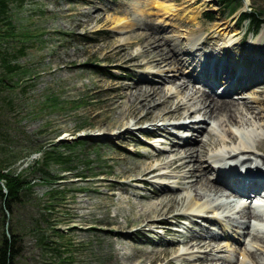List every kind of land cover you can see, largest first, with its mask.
I'll list each match as a JSON object with an SVG mask.
<instances>
[{
	"label": "rangeland",
	"instance_id": "obj_1",
	"mask_svg": "<svg viewBox=\"0 0 264 264\" xmlns=\"http://www.w3.org/2000/svg\"><path fill=\"white\" fill-rule=\"evenodd\" d=\"M158 1L165 0H8L6 15L15 26L16 35L0 38V74L5 71V56L21 69L8 74L5 86H0V167L31 183L23 201L15 205L5 223V227L15 228L22 236L19 264H177L171 257L181 246L178 241L185 240L186 235L177 231L187 226L185 222L191 224L192 232L197 231V237L202 235L216 246L221 241L237 244L224 237L216 239L209 228L217 227L216 222L181 217L184 223L174 225L179 222L178 209L156 219L165 226L132 223L137 207L115 212L118 205L115 192L119 191L120 182L128 178L125 173L115 174L120 158L126 154L123 150L134 148L138 154L132 157L146 161L139 153L150 151L147 144L160 135L153 133L155 129L153 134L140 131L141 126L150 127L152 118L140 120L136 125L139 129L127 134L126 140H115L112 129L106 132V139L89 136L99 128H109L108 123L114 125L113 101L123 95L126 85L139 80L146 69L139 65L142 58L125 57L137 45H117L118 32L112 29L108 16L123 14L132 21L145 17L165 26V34L195 31L200 37L209 34L212 42L218 41L227 29L230 34L234 32L232 38L241 37L240 52L248 47L249 38L255 40L264 31V22L256 30L250 27L249 19L240 23L243 13L252 9L261 12L264 18V0H243L236 8L234 4L225 8L219 0H167L174 7L168 13L157 6ZM133 4L144 11L134 12ZM197 11L200 12L194 19ZM86 12L95 17L90 20ZM0 27H6V23L0 20ZM182 36L180 42L186 44ZM209 42L206 40L204 45ZM23 47L25 51L21 53L19 49ZM258 53L262 54L259 49ZM184 63L181 73L185 72L192 81L191 71L186 68L190 65L185 67ZM157 74H146L144 77L150 76L151 83L145 84L157 85ZM260 81L251 84L258 87ZM169 84L163 82L162 86ZM195 85L201 86L196 82ZM263 89L258 93L262 98ZM246 92L250 94L244 90L234 94V98L246 97ZM167 130L170 134L177 132ZM175 137L172 134L162 147H168ZM196 141L199 142H193ZM262 147L264 143H255L252 157L259 160L264 154ZM58 156L71 160L60 161ZM145 183V187L151 188L147 180ZM126 190L133 197L130 185ZM113 219L127 224L122 230L125 238L120 236L122 231L115 230ZM122 242L129 246V252L132 249L134 257L128 263L122 258ZM154 248L163 252L156 255L151 252L154 259L149 262L146 256Z\"/></svg>",
	"mask_w": 264,
	"mask_h": 264
},
{
	"label": "bare ground",
	"instance_id": "obj_2",
	"mask_svg": "<svg viewBox=\"0 0 264 264\" xmlns=\"http://www.w3.org/2000/svg\"><path fill=\"white\" fill-rule=\"evenodd\" d=\"M166 1H158L157 6L164 13L174 11L173 4ZM132 10L144 11L135 4ZM199 12L193 15L194 19ZM86 14L90 20L95 17L90 12ZM107 19L118 32L117 45H137L136 50L125 57L142 58L139 65L146 69L139 80L126 85L123 95L113 101L114 125L108 123L109 128H99L89 136L106 139V132L112 129L113 138L120 141L137 131L136 125L143 118H152V122L148 128L141 126L140 131L147 130L151 134L155 129L153 133L160 134L147 144L150 151L139 153L148 162L132 157L138 154L134 148L123 150L126 154L120 158L115 174L125 173L124 177L128 178L120 182L119 191L115 192L118 204L115 212L137 207L132 223L148 226L160 224L163 221L156 222L159 216L178 209V217L216 222L217 227L209 226L216 239L224 237L237 243L225 241L222 244L221 241L216 246L202 235L197 237V231L192 232L191 224L185 222L187 226L179 225L183 228L177 229L186 237L178 241L181 246L172 254L173 263L264 264V201L254 203V199L264 193V154L259 160L252 157L253 145L264 143V98L258 95L260 88H264V31L255 40L249 38L248 47H243L240 52L241 37L232 38L234 32L230 34L227 29L218 41L212 42L209 34L200 37L201 34L195 31L165 34V26L149 22L145 17L132 21L122 14ZM181 36L186 39V44L180 42ZM208 39L210 42L204 45ZM183 63L185 67L190 65L186 68L191 71L189 78L192 81L185 72L181 73ZM154 72H159L157 85L145 84L151 83L150 76L145 78L146 74ZM260 77L263 80L260 81ZM167 81L171 84L162 86ZM259 81L258 87L251 84ZM244 90H249L250 94L246 92V97L234 98V94ZM168 114L175 117L170 119ZM167 129H177L172 133L177 137L168 147H162L172 138ZM194 135L197 139H193ZM195 140L201 145L198 141L193 142ZM210 175H214L215 181ZM145 180L151 188L145 187ZM128 185L132 187L133 197L127 194ZM148 190L150 192H146ZM224 194L227 197H223ZM221 198L224 200L220 201ZM112 222L116 224V231L127 227L126 223L116 219ZM123 233L121 238H125ZM161 241L160 237L159 243ZM121 245L122 258L128 263L134 257L132 249L128 251L126 242ZM148 252L146 258L150 262L154 259L151 252L156 255L163 250L154 248Z\"/></svg>",
	"mask_w": 264,
	"mask_h": 264
},
{
	"label": "trees",
	"instance_id": "obj_3",
	"mask_svg": "<svg viewBox=\"0 0 264 264\" xmlns=\"http://www.w3.org/2000/svg\"><path fill=\"white\" fill-rule=\"evenodd\" d=\"M243 0H219L221 6L228 8L231 5H238ZM235 6L234 8L238 7ZM8 13V0H0V20L1 23H6V27L1 29L0 27V38L9 39L15 37V26L10 22ZM209 12H207L208 15ZM4 17V18H3ZM6 18V20H4ZM210 18H212L210 16ZM250 20V27L253 30L259 29L264 18L261 12L251 10L250 12H244L240 23L243 20ZM5 25V24H4ZM19 51L22 53L25 48H20ZM4 73L0 74V86L4 87L6 84V76L8 74L17 73L21 68L18 64H13L9 60V57L5 56L4 60ZM45 157H48L46 155ZM58 160H71L69 157L58 156ZM27 179V178H26ZM22 178L19 174L12 172H6L0 167V264H19L18 257L23 251L22 236L16 232L15 228L5 227L7 223V215L12 214L17 203L23 201V195L31 188L30 181Z\"/></svg>",
	"mask_w": 264,
	"mask_h": 264
}]
</instances>
